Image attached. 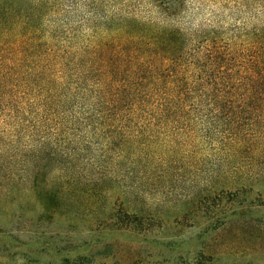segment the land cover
<instances>
[{
	"label": "trees",
	"instance_id": "obj_1",
	"mask_svg": "<svg viewBox=\"0 0 264 264\" xmlns=\"http://www.w3.org/2000/svg\"><path fill=\"white\" fill-rule=\"evenodd\" d=\"M150 2L162 18L180 5ZM256 4V21L222 30L110 11L102 0H0V217L17 202L31 220L18 200L30 193L55 212L76 191H136L150 180L172 191L201 179L196 207L224 198L203 212L211 230L230 231L248 214L244 181L264 179V0ZM93 142L98 163L81 166ZM253 235L263 253L264 228ZM224 252L238 264L237 249Z\"/></svg>",
	"mask_w": 264,
	"mask_h": 264
},
{
	"label": "rangeland",
	"instance_id": "obj_2",
	"mask_svg": "<svg viewBox=\"0 0 264 264\" xmlns=\"http://www.w3.org/2000/svg\"><path fill=\"white\" fill-rule=\"evenodd\" d=\"M102 3H109L110 11L116 6L139 18L185 29L202 26L232 30L256 21L257 11L262 10L256 0H180L175 14L162 18L150 0ZM261 21L264 17L258 23ZM88 137L93 138L91 134ZM96 145L90 143L81 166L98 163ZM244 182L248 191L239 199L249 201L245 204L248 214L233 222L230 231L225 228L218 232L211 230L216 222L212 225L203 211L220 210L226 200L213 199L211 204L206 200L196 207L195 201L208 185L201 179L195 188L171 182L175 186L172 191L151 189L150 184H160L154 180L136 191L119 190L117 186L101 193L76 191L61 199L55 212L48 208L50 202L43 195H20L18 200L33 209L32 219H25L17 202L13 213L1 215L0 264H70L75 260L80 264H187L201 253L218 256L220 261L216 259L214 264H226L234 260L232 253L224 252L226 245L237 249L238 264L252 258L256 264H264V252L254 251L257 239L253 235L258 225L264 228V179ZM89 183L87 180L84 186ZM252 200L257 206L250 204ZM38 235L41 238L36 240Z\"/></svg>",
	"mask_w": 264,
	"mask_h": 264
}]
</instances>
